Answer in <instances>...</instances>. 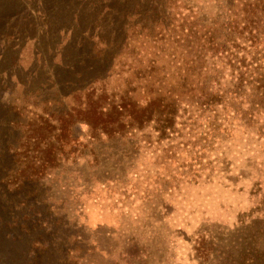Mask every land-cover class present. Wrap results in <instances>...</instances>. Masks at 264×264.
<instances>
[{"label":"rangeland","instance_id":"rangeland-1","mask_svg":"<svg viewBox=\"0 0 264 264\" xmlns=\"http://www.w3.org/2000/svg\"><path fill=\"white\" fill-rule=\"evenodd\" d=\"M205 1H196L200 9L192 15L220 21L228 17L223 2ZM38 2L0 0V107L9 98L5 82L21 97L45 72L62 79L59 65L74 63L79 53L90 57L92 46L82 51L72 47L80 32L99 36L91 27L94 16L85 13L78 34L62 28L50 41L43 14L52 2ZM102 24L108 40V28L114 26L108 19ZM127 35L130 46L103 65L104 82L110 99L117 101L126 93L143 104L161 91L148 79L153 60L156 68L166 67L171 86L179 82L178 71L167 52L132 37V31ZM244 43L246 49L236 52L233 61L238 72L216 62L198 81L207 78L212 89L227 93L237 90L235 77L245 72L250 83L243 81L239 92L245 98L255 94V80L264 76V53ZM182 98L174 129L164 136L151 125L120 138H92L79 125L78 137L88 155L62 165L42 182L41 215L15 206L22 193L1 190L0 264H58L62 259L85 264H237L249 251H262L264 114L250 120L246 101L207 109L186 94ZM10 118L0 110V148L10 139ZM46 203L50 206L44 208ZM33 222L38 225L31 228ZM42 239L46 247L48 242L55 245L52 257L39 254ZM133 246L137 254L123 260L124 249Z\"/></svg>","mask_w":264,"mask_h":264},{"label":"trees","instance_id":"trees-1","mask_svg":"<svg viewBox=\"0 0 264 264\" xmlns=\"http://www.w3.org/2000/svg\"><path fill=\"white\" fill-rule=\"evenodd\" d=\"M50 1L46 15L43 14L49 27L50 41L57 39L62 28L78 34L84 18L82 14L85 13L94 16L90 24L98 30L99 36L80 32L81 38L76 39L72 47L77 45L82 51L92 46L90 57L79 53L74 55V63L59 65L64 72L62 79H58V75L54 79L52 74L48 76L45 72L37 84L33 83L23 91L21 97L14 96L13 86L7 87L6 82L2 85L9 98L1 104L0 110L11 117L8 121L11 134L9 141L2 142L0 148V191L14 195L22 193L16 207H29L35 209V216L41 215L42 182L62 165L88 155L84 153L85 145L78 137L79 125L86 126L92 138H120L130 131L151 125L164 136L174 129L184 94L190 96L188 100L195 101L194 104L207 109L228 106L231 100L246 101L249 106L245 114L250 120L264 114L263 75H258L255 80V94L246 98L239 92L243 81L250 83L245 72L235 77L237 90L227 93L212 89L207 78L198 81L201 73H208L209 67L215 68L216 62L237 71L233 61L237 59L236 52L246 49L244 42L250 44L251 50L264 53V0H213L223 2L226 7L228 17L223 21L192 15L195 9L197 13L200 9L196 7L197 0ZM204 3L208 4L209 0ZM59 17L67 20L57 23ZM107 19L114 26L108 28L112 33L108 40L102 24ZM128 31H132V37H141L151 43L159 52H167L178 71L176 77L179 82L171 86L166 67L156 68L153 60L148 79L157 83L161 91L143 104L126 93L117 101L110 99L104 82L106 73L102 71L103 65L116 61L120 51L130 46ZM91 63L93 66L89 65ZM240 63L246 66L244 61L240 60ZM78 64H82L83 69L77 70ZM49 206L44 204V208ZM42 214L48 215L47 211ZM37 225L33 222L31 228ZM48 233L53 235V232ZM43 243H46L43 239L37 243L39 254L52 257L55 245L48 242L46 247ZM131 252L137 254L135 246L125 248L120 256L127 261L126 256ZM58 264L85 263L62 259ZM237 264H264V249L259 253L249 251Z\"/></svg>","mask_w":264,"mask_h":264}]
</instances>
